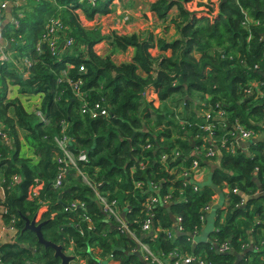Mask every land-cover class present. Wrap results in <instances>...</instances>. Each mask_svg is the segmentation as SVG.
Wrapping results in <instances>:
<instances>
[{"label": "trees", "instance_id": "16d2710c", "mask_svg": "<svg viewBox=\"0 0 264 264\" xmlns=\"http://www.w3.org/2000/svg\"><path fill=\"white\" fill-rule=\"evenodd\" d=\"M113 1L97 0L94 6L85 2L84 6L79 0H30L13 9L22 16L17 26L5 20L1 40L13 38L11 51L15 56L26 57L30 67L24 78L0 66V119L7 140L5 146H0V177L4 178L0 184L4 201L0 205L6 210L2 215L4 223L17 234L15 243L0 248V260L3 264H60L53 249L39 244L31 231L20 233L23 218L36 217L37 223L45 222L41 227L43 239L61 246L65 254L74 257L73 262L98 264L97 255L102 254L110 255L107 264H150L133 250L137 244L117 231L115 221L98 207L93 189L75 177L73 171L68 172L61 188L54 187L58 166L52 160V136L61 134L63 122L66 135L72 140L69 149L74 155L86 154L83 171L98 185L97 193L117 200L122 218L156 256L177 248L189 254H204L213 264H235L241 240L245 241L253 231L262 232L257 237H264V136L235 155L219 151L209 165L208 183L198 185L191 177L178 176L189 167L197 145V120L194 112H187L195 94L207 96L212 106L221 104L229 122L239 121L257 131L264 121V96L242 94L250 82L259 83L264 94V0H156L149 10L158 21H169L174 27L176 38L169 42L160 37L155 40L151 32L145 37L115 32L103 37L96 29L87 31L82 27L77 9L83 11L86 20L93 21L95 16L109 14ZM206 6H214L215 11ZM172 9L176 10L174 17L170 16ZM243 12L259 24L244 27ZM51 18H58L68 28V36L79 43L80 50H68L59 57L52 56L46 45H40L39 53L36 51ZM103 40L109 51L100 56L94 46ZM153 46L163 54L153 57L149 53ZM129 50L130 61L115 63L116 53ZM167 51L170 56L164 55ZM67 65L73 66L67 78L83 79L87 101L105 106L109 113L106 118L90 119L80 113V104L67 80L59 82ZM81 65L85 72L79 75ZM6 77L20 87L21 94H42L37 112L48 124L28 114L18 101L5 103ZM175 101L183 108L184 113L178 116L188 122L185 126H179L172 111L160 108L161 103L169 105ZM11 107L12 118L8 116ZM18 130L25 133L24 142L37 161L20 157ZM174 149L178 156H170ZM164 154L169 157L161 163ZM140 162L145 163L144 170H140ZM14 176L19 179L10 187ZM136 182H140L137 188ZM224 188L229 192L222 207L214 210L211 238L205 241L197 237L191 244L187 239L197 232L200 235L202 208L214 203L217 191ZM235 188L238 193H232ZM168 192L170 201L151 209L152 230L143 234L140 227L146 217L144 200ZM72 202L83 204L84 210H69ZM221 216L224 223L220 225ZM176 217L181 222L174 238L155 231L171 229ZM83 218L91 221V227ZM225 240L232 250L220 254L216 246ZM251 264L259 263L254 257Z\"/></svg>", "mask_w": 264, "mask_h": 264}, {"label": "built area", "instance_id": "2783aa9c", "mask_svg": "<svg viewBox=\"0 0 264 264\" xmlns=\"http://www.w3.org/2000/svg\"><path fill=\"white\" fill-rule=\"evenodd\" d=\"M87 5L94 6L97 0H85ZM24 4H26L25 0H2L0 3V29L2 32L3 24L5 23V14L4 11L8 6H11L12 9L20 8ZM15 12V11H14ZM244 13V22L243 26H257L259 24L258 20L253 18H249L245 12ZM21 13L15 12V17L11 19L10 24L17 26L18 20L21 19ZM66 27L63 26L59 22L57 18H51L48 20L45 26V32L41 36L40 40L37 42L36 51L39 53L40 45H46L50 54L55 57H59L64 53L65 50L69 49L72 46L73 40L68 38L63 42L60 43V37L65 33ZM248 38H251L250 36ZM15 44V40L13 38L7 40H1L0 38V66L4 65L7 66L10 63H13V58L15 56V52L11 51L12 45ZM20 61H23V65L27 68L30 67V61L23 57L17 58ZM15 64V63H14ZM72 65H67V71L62 72V78L59 80L63 81L67 80L68 87L70 91L79 102V111L82 115L89 117L90 119H99V118H106L108 116V110L105 106L101 105L100 103H89L87 101L86 94L83 92L82 88L84 86V81L82 78H77L74 80H70L68 77V70L72 69ZM255 69H258V66H255ZM85 72L84 66L78 67V74H83ZM259 83L250 82L248 87L242 90V94L245 97H254V98H262L264 96L263 92L259 89ZM205 100L207 102L200 103L198 105L201 106L200 113L197 111L195 113V119L197 122L195 123L194 127L196 129V133L194 134V141L197 145L194 148V153L192 155L190 165L187 169H183L182 172L179 174L178 177L180 179H185L191 177V179L197 183L198 185L201 184L200 180L203 177V173L205 170L209 168V165L212 161L217 159L219 151H225L231 155H235L238 152H243L247 150V146L250 142L258 141L262 135L264 136V121L260 122V128L256 131L253 129L247 128L244 124L240 123L239 121H232L229 122L227 111L221 107V104H215L214 106L208 104V97L205 96ZM264 110V105H263ZM173 112V111H172ZM194 112V111H193ZM174 113V112H173ZM175 118L178 120L179 125L185 126L188 124L187 121L180 120L178 113H174ZM36 116L40 118V120L48 124V121L39 113L36 112ZM61 134H55L52 136L53 142L55 144V149L53 151L52 160L58 166V173L53 181V185L56 189L61 188L63 185L64 180L67 177L69 171L74 172L75 177H80L82 182L88 185L90 188L93 189L96 197L97 204L100 205L102 212L104 215L113 221H115L116 226L115 228L121 235H126L130 237L134 243L137 244L136 251L142 253L143 261L148 262L150 264H213L206 260L204 254H189L185 252H181L177 248L173 251L168 253L166 256L158 257L150 251L148 245L142 243L138 238L135 236L136 232L131 229L129 224L125 222L122 218V214L119 212V205L117 200H110L109 195L101 196L97 193V186L94 182H92L88 176H86L85 172L83 171L84 164L87 163L86 154L81 152L78 155H74L72 151L69 149L70 141H72L66 135V125L61 122ZM59 135V136H58ZM193 141V145L195 142ZM7 144L6 136L3 130L0 128V146H5ZM150 145L146 146V149H149ZM174 149L170 156H178L179 152ZM247 153V152H246ZM169 155L164 154L160 158V162L164 163ZM200 163H206L205 166H201ZM145 163L140 162L139 168L140 170L145 169ZM208 167V168H207ZM172 173V171H170ZM170 173V174H171ZM18 177L14 176L11 179L10 187L13 186L14 183L18 181ZM4 183V178L0 177V184ZM140 186V182L135 183V188ZM155 188V186H153ZM9 188V187H8ZM193 190H197L196 187ZM232 193H238L235 189L232 190ZM171 199V193L168 192L164 196L158 197L155 195L148 196L143 202V211L146 212V217L141 223V232L143 234H148L152 230V218L154 214L151 212V209L154 208L158 204H167ZM214 200V198H213ZM4 201V190L0 187V202ZM243 200L241 201L240 205L243 204ZM213 207V202L211 205H205L201 210V215L199 217V222L201 226H203L206 222V217L210 214ZM69 210L73 209H82L84 210L83 204H77L72 202L68 206ZM4 214L6 210L4 208ZM224 216H221L220 221H223ZM91 227V221L89 219L83 218ZM175 223H173V227L169 230H161V228L156 229L155 231L163 232L168 239H172L175 235L180 231V222L181 218L176 217ZM14 222V221H11ZM255 225H259L258 221H255ZM12 228V227H11ZM218 231V229H217ZM254 234H250L245 239V241H240V250L238 254L235 255V263L238 264H251L253 258L255 257L259 264H264V237H257V233L253 231ZM198 235V232H197ZM195 233L187 239L188 242L191 244L195 243V239L197 236ZM253 235V236H252ZM255 237L258 239L255 240ZM231 246L230 243L225 240L221 243H218L216 246V251L220 254H226L230 252ZM138 252V251H137ZM138 252V253H139ZM165 259V261L163 260ZM241 262V263H240ZM0 264H3L0 260Z\"/></svg>", "mask_w": 264, "mask_h": 264}, {"label": "rangeland", "instance_id": "374dc122", "mask_svg": "<svg viewBox=\"0 0 264 264\" xmlns=\"http://www.w3.org/2000/svg\"><path fill=\"white\" fill-rule=\"evenodd\" d=\"M30 0H25V2L27 3V2H29ZM79 1H82L81 3H82V5L84 4V6L86 5V1L85 0H79ZM136 1V2H135ZM211 0H207V2H210ZM216 1V0H215ZM155 2V1H154ZM96 4V3H95ZM148 4V1L147 0H120V1H113V2H111V4H109V7L110 6H112V5H119V6H121V7H119V9H122V10H124V9H126V10H124V11H122V10H120V12L118 13V14H115V15H113V14H110V17H114V19H116V20H114V22H115V25H116V27H117V30H116V32L115 31H113L112 29H111V18H108L109 20H105L104 21V24H105V27H106V29L103 27V26H101V28L100 29H98V27H96V25H97V20L98 19H96V17H98V16H95L94 17V19H93V21L92 22H87L86 21V19H83V18H85V14L83 13V11L81 10V9H77L76 11H75V13L78 15V18H79V20L81 19L82 20V23H80V24H82V27L84 26V27H86V29H87V31H93L94 29H95V27H96V31H98L99 32V34L101 35V36H103V37H105V36H107V35H109L111 32H115V33H122V34H119V35H131V34H138L139 36H144L145 37V35H147V33H149L150 31H147V30H144L142 33H134L133 31L132 32H130L129 33V31H127L126 32V27H127V25H128V23H130L131 22V20H130V18H131V16L132 15H134V14H141L142 12H141V10L140 11H135V10H137V8L140 6L141 8H143L144 9V7H146L145 5H147ZM150 5V4H149ZM123 7V8H122ZM86 8V7H85ZM206 8L208 9V10H210V11H215V7L213 6L212 8H210V6H206ZM133 10V11H132ZM78 12V13H77ZM175 12H176V10L175 9H172L171 10V14H170V16H173L174 17V14H175ZM109 15V14H108ZM120 15V19H118L117 17ZM105 16V15H104ZM100 17V16H99ZM138 17H140V16H138ZM58 19V18H57ZM158 20V19H157ZM59 22L61 23V21L59 20ZM159 22V24L158 25H160V26H163L165 23H163V22H160V21H158ZM62 24V23H61ZM88 24H89V26H88ZM67 30L65 31V33L60 37V43L62 44L63 42H65V40L66 39H68V38H70V39H72L71 37H69L68 36V28H66ZM175 30H172V29H170V27H168V32L166 33V34H168V35H175ZM73 40V43H72V46L69 48V49H67V50H65L64 51V53L65 52H67L68 50H69V52H72V51H76V50H80V45H79V43L77 42H75V40L74 39H72ZM105 41L103 40L102 42H100V43H97L95 46H94V49H96V51L97 52H99V53H101L102 51H105V48H104V46L102 45V43L103 44H105L106 46H108L107 44H106V42L104 43ZM76 44V45H75ZM74 45H75V48L73 49V47H74ZM107 51V50H106ZM83 52H85V50H83ZM129 52V51H128ZM64 53H62V54H64ZM108 53V52H107ZM121 54L120 53H116L113 57L116 59L115 61H116V63L117 64H120V62H122L121 60H119L120 58H122V59H124V58H128L129 57V54L128 55H126V53H124V54H122L123 55V57H121L120 56ZM132 55V54H131ZM23 59V56H21V60ZM13 63H15V65H16V67L19 69V71H21V73H20V75L22 76V77H27V72H26V70L28 69L25 65H23L24 63H23V61L21 62L20 61V59L18 60L17 59V56H14V58H13ZM13 63H10V64H8V65H13ZM15 67V66H14ZM12 73H15L14 71H11ZM16 75H19V72L18 73H15ZM13 82L11 81V79H9V78H7L6 77V79H5V86H6V93L5 94H7V89L9 90V94H10V99L9 100H7L6 98H5V103H9V102H12V101H19V99L21 98V104H22V106H23V109L24 108H26V110L27 111H29L30 112V114H34V115H36V112L38 111V109H39V107H40V102H41V100H42V94H24V93H20V87H18L17 85H13L12 84ZM178 100V99H177ZM176 100V101H177ZM174 102V103H172V104H170L169 103V105H168V103H161V106H160V108L163 106V110H166V108H167V110H170V111H173L174 113H178V114H180L181 113V115H182V113H184V111H183V108L180 106V105H177V103L179 102ZM192 103H191V107H189L190 109L187 111V112H190V113H193V111L192 110H194V108H197V111L200 113V108H202L201 106H199L198 105V102H200V103H205V102H207V100H205V97L203 96V98L201 97V96H199V94H195L194 96H193V99H192ZM20 104V105H21ZM170 107V108H169ZM186 112V113H187ZM9 117H13V109H12V107H11V109L9 110V115H8ZM174 121H176V119H173ZM181 120V119H180ZM180 126V125H179ZM1 128V127H0ZM19 133H21L20 135H21V138H22V140H23V144L21 145L24 149H28L29 147L25 144V142H24V135H25V133L24 132H22V131H20ZM30 156H32V157H30ZM34 154H33V151L30 149V150H27V151H23L22 153H21V156L20 157H23V158H30V159H32L33 161H37V158L34 156ZM208 170H206L205 172H204V175H203V177H202V179L200 180V183L201 184H204V183H208L209 182V172H207ZM169 173H171V172H169ZM172 174V173H171ZM222 206V203H219L218 204V207L217 208H220ZM213 213H212V215H211V217L208 219V221H209V223H206L205 224V227L203 228V236H201V238L203 237H206L207 235H209L212 231H214L213 229H214V220H215V212L214 211H212ZM2 214H4V212H2ZM224 223V221H220L219 220V224L221 225V224H223ZM248 223V222H247ZM254 234V233H253ZM259 235H261L262 234V232L261 233H258ZM249 236V235H248ZM253 236V235H252ZM258 236V235H257ZM249 238V237H248ZM251 238V237H250ZM250 238H249V241H250ZM262 238V237H261ZM258 238L257 237H255V240H257ZM145 244V243H144ZM147 245V244H146ZM133 250H135V249H133ZM136 251V250H135ZM138 252H139V250H137ZM150 251L153 253V254H155L156 255V253L153 251V250H151L150 249ZM140 253V255L142 256V253L141 252H139ZM158 255H161V256H166L167 254H163V253H159ZM142 259H143V257H142ZM99 260V263L98 264H107L106 263V261H108V260H111V258H110V255H102V254H99V255H97V261ZM144 260V259H143ZM70 263H72V264H86V262H84V261H79V262H73V260L70 262ZM69 263V264H70Z\"/></svg>", "mask_w": 264, "mask_h": 264}, {"label": "crops", "instance_id": "0c3cea01", "mask_svg": "<svg viewBox=\"0 0 264 264\" xmlns=\"http://www.w3.org/2000/svg\"><path fill=\"white\" fill-rule=\"evenodd\" d=\"M148 1V4L147 5H145L146 7H144V9L143 8H141L140 6L137 8V10H135V11H140L141 10V14H134V15H132L131 16V18H130V20H131V22L130 23H128V25H127V27L125 28L126 29V32L127 31H129V33L130 32H134V33H142L144 30H147V31H150L152 34H153V36H154V39L155 40H157L158 39V37H160V38H162V39H165L166 41H172L173 39H175L176 38V35H168V34H166L167 32H168V27H170V29H172V30H174V27L170 24V22L169 21H166V22H164L165 24L163 25V26H160V25H158L159 24V22H158V20H157V18L155 17V15L152 13V12H150V10H149V4H151V3H153L154 1H156V0H147ZM2 2V0H0V3ZM136 2V1H135ZM24 5H26V4H24ZM28 5V4H27ZM119 5H112V6H110L109 8H110V13H109V15L107 14V15H105V16H98V17H96V19H98L97 20V25H96V27H98V29H100L101 28V26H103L105 29H106V27H105V24H104V21L105 20H109L108 18H111V29L113 30V31H115L116 32V30H117V27H116V25H115V22H114V20H116V19H114V17H110V14H113V15H115V14H118L119 12H120V10H122V9H119V7H121V6H119ZM10 8V12H11V16H12V18L11 19H13V16H15V14H14V10L11 8V6H8V8H6L5 9V11H4V14H5V17H6V13H7V10ZM123 8V7H122ZM140 9V10H139ZM124 10H126V9H124ZM124 10H122V11H124ZM133 11V10H132ZM118 12V13H117ZM78 13V12H77ZM138 16H140V17H138ZM120 17V15L117 17L118 19H120L119 18ZM83 19H85V18H83ZM6 20V19H5ZM80 21H81V23H82V20L80 19ZM87 22H92V21H88V20H86ZM5 26V25H4ZM4 26L2 27V30H3V28H4ZM88 26H89V24H88ZM96 27H95V29H96ZM86 28V27H85ZM88 29V28H87ZM161 29H166V31L165 32H162L161 31ZM175 33V32H174ZM118 34V33H117ZM119 34H122V33H119ZM0 38H1V29H0ZM105 43V42H104ZM102 45L104 46V48H105V51H102L101 53H99V52H97L96 51V49H94V51L96 52V54H98V55H100V56H104V55H106L107 54V52L109 51V46H106L105 44H103L102 43ZM107 50V51H106ZM149 53L153 56V57H157V56H159V55H161V54H163V52H160L159 50H158V47L157 46H153L150 50H149ZM129 54V57L128 58H124V59H122V58H120L119 60H121L122 62H124V61H126V62H128V61H130V58H131V54H132V50H129V52L127 51L126 52V55H128ZM164 55H166V56H170V52L169 51H167V52H164ZM121 57H123V55L121 54L120 55ZM17 58H21V56H17ZM113 60L115 61L116 59L113 57ZM115 63H116V61H115ZM121 63V62H120ZM15 66V67H14ZM6 70H7V72H11V71H14L15 73H18L19 72V75H20V73H21V71H19V69L16 67V65L13 63V65H7L6 67ZM6 79V78H5ZM0 91H1V87H0ZM7 94H6V99L7 100H9L10 99V94H9V90L7 89ZM18 103L19 104H21V98L19 99V101H18ZM21 106H22V104H21ZM23 107V106H22ZM191 107V106H190ZM11 108H9V110H10ZM13 109V108H12ZM190 109V108H189ZM9 110H8V115H9ZM24 110L28 113V114H30V112L29 111H27L26 110V108H24ZM192 111H194V114L197 112V108H194V110H192ZM192 114V113H191ZM10 118H12V117H10ZM2 125H3V122H2V120L0 119V127H2ZM15 126H16V123H15ZM20 131L18 130V140H19V144H20V148H19V155L21 156V153L23 152V151H27V150H30V148H28L27 150L26 149H24L21 145L23 144L22 142H23V140H22V138H21V133H19ZM264 140V139H263ZM30 157H32V156H30ZM34 157V156H33ZM28 158V157H27ZM208 168V167H207ZM208 171L207 172H209V176H210V173H211V169L210 168H208L207 169ZM206 171V170H205ZM204 171V172H205ZM203 175H204V173H203ZM228 189L227 188H224L223 190H219V191H217V195H216V197L214 198V203H213V207H212V210H211V212H210V214H208L207 215V217H206V222H205V224L206 223H209V221H208V219L211 217V215H212V211H214L215 210V208H217L218 207V204L219 203H221V202H223V201H226L224 198L226 197V195L228 194ZM222 207V206H221ZM220 207V208H221ZM219 208V209H220ZM4 211V208L0 205V248L3 246V245H6V244H12V243H15V240H17V234H16V231L13 229V228H11L10 226H8V225H6L5 223H4V221H3V219H2V212ZM215 218H216V215H215ZM215 221V220H214ZM205 224L202 226V228H201V231H200V235H199V239H203V240H207L209 237H210V235H211V233L213 232H211L209 235H207L206 237H202L201 238V236H203V228L205 227ZM214 230V229H213ZM256 234H254V236H255ZM211 238V237H210ZM70 264H72V263H70Z\"/></svg>", "mask_w": 264, "mask_h": 264}, {"label": "water", "instance_id": "95a60500", "mask_svg": "<svg viewBox=\"0 0 264 264\" xmlns=\"http://www.w3.org/2000/svg\"><path fill=\"white\" fill-rule=\"evenodd\" d=\"M222 2H224V0ZM11 18L12 16H11L10 8H9L6 13V21L8 22V24L10 23ZM5 23L3 24V26L5 25ZM252 143L253 142H250L249 144H252ZM61 196H62V193L59 195V199L61 198ZM97 205L100 208V205L99 204ZM23 220H24V226L20 233H23L24 231H27V230L31 231L35 235L39 244L43 245L44 247H50L51 249H53L54 257L59 258L60 264H69L74 259L73 256H69L65 254L61 246L55 245L43 239L42 234H41V227L43 226L45 222L37 223L36 217L32 218L31 220L27 218H23ZM235 264H238V262Z\"/></svg>", "mask_w": 264, "mask_h": 264}]
</instances>
